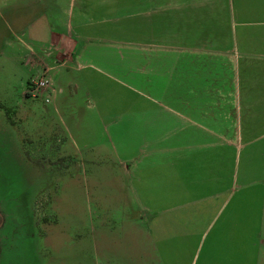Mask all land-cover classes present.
I'll use <instances>...</instances> for the list:
<instances>
[{
	"label": "crops",
	"instance_id": "1",
	"mask_svg": "<svg viewBox=\"0 0 264 264\" xmlns=\"http://www.w3.org/2000/svg\"><path fill=\"white\" fill-rule=\"evenodd\" d=\"M5 19L16 43L0 29L2 48L36 57L27 62L34 75L65 70L53 76V108L64 86L74 88L70 110L86 102L76 131L86 149L104 118L130 127L129 142L112 150L150 215L159 264H264V0H0ZM27 32L35 40H21ZM99 42L155 55L157 93L171 106L124 108L115 119L93 80L126 85L90 63Z\"/></svg>",
	"mask_w": 264,
	"mask_h": 264
},
{
	"label": "rangeland",
	"instance_id": "2",
	"mask_svg": "<svg viewBox=\"0 0 264 264\" xmlns=\"http://www.w3.org/2000/svg\"><path fill=\"white\" fill-rule=\"evenodd\" d=\"M10 28L6 19L0 22L16 43ZM18 34L24 42L35 40L29 32ZM93 50L99 53L90 63L126 85L121 90L93 80L101 92L108 90L106 103L114 117L124 108L121 113H162L155 102L171 106L157 93L155 55L101 42ZM32 58L37 65L24 48L0 44V264H159L148 230L150 215L140 213L112 150L129 142L130 127L111 126L112 120L104 118L89 136L94 150L86 149L76 131L79 117L90 113L86 102L79 111L69 109L76 104L69 99L73 86H64L56 110L25 95L27 82L38 75L27 64ZM59 70L65 71L49 72L52 80L56 73L63 75ZM70 78L76 80L77 73ZM132 136L140 141L141 135Z\"/></svg>",
	"mask_w": 264,
	"mask_h": 264
},
{
	"label": "built area",
	"instance_id": "3",
	"mask_svg": "<svg viewBox=\"0 0 264 264\" xmlns=\"http://www.w3.org/2000/svg\"><path fill=\"white\" fill-rule=\"evenodd\" d=\"M56 93L57 90L49 76L48 69H45L41 75L32 78L28 82L25 95L32 99H40L44 104L48 105L52 102Z\"/></svg>",
	"mask_w": 264,
	"mask_h": 264
},
{
	"label": "trees",
	"instance_id": "4",
	"mask_svg": "<svg viewBox=\"0 0 264 264\" xmlns=\"http://www.w3.org/2000/svg\"><path fill=\"white\" fill-rule=\"evenodd\" d=\"M27 96V95H26ZM28 97V96H27Z\"/></svg>",
	"mask_w": 264,
	"mask_h": 264
}]
</instances>
